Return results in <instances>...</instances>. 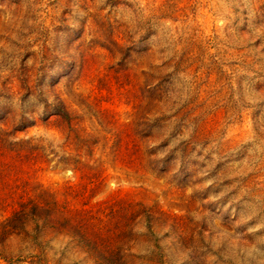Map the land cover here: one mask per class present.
I'll return each mask as SVG.
<instances>
[{"label":"rangeland","instance_id":"1","mask_svg":"<svg viewBox=\"0 0 264 264\" xmlns=\"http://www.w3.org/2000/svg\"><path fill=\"white\" fill-rule=\"evenodd\" d=\"M57 98L84 141L45 121ZM22 117L47 156L23 171L34 198H127L186 219L228 263L264 264V0H0V133ZM76 148L81 171L60 160Z\"/></svg>","mask_w":264,"mask_h":264},{"label":"trees","instance_id":"2","mask_svg":"<svg viewBox=\"0 0 264 264\" xmlns=\"http://www.w3.org/2000/svg\"><path fill=\"white\" fill-rule=\"evenodd\" d=\"M36 87L25 86V90L33 94L38 91ZM156 90L163 96L161 86ZM52 111L45 121L56 116L61 133L75 132V139L85 140L81 131L76 132L74 118L63 100L57 98ZM29 121L22 117L18 125L0 133V264H232L211 249L202 231H189L186 219L170 218L130 199L120 197L93 206L80 205L86 193L81 185L67 186L63 198L50 203L31 196L23 171L40 167L47 162V156L41 139L19 138V132L37 125V120ZM70 145L63 147L71 152ZM134 150L132 161L139 155V150ZM74 151L73 157L68 153V158L60 160L81 171L74 160L80 150ZM150 153L156 154L152 150ZM184 154L185 158L189 156L186 151ZM172 155L174 151L162 162L172 160ZM163 227L170 232H164ZM251 236L244 233L239 244L244 245ZM12 239L21 241L16 253L6 252ZM54 240L66 242L63 251L56 253L50 245ZM75 255L84 261L72 260Z\"/></svg>","mask_w":264,"mask_h":264}]
</instances>
